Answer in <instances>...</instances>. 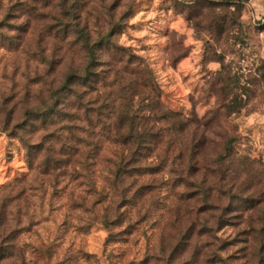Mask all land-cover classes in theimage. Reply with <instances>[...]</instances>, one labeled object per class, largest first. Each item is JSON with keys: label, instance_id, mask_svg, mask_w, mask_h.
<instances>
[{"label": "rangeland", "instance_id": "rangeland-1", "mask_svg": "<svg viewBox=\"0 0 264 264\" xmlns=\"http://www.w3.org/2000/svg\"><path fill=\"white\" fill-rule=\"evenodd\" d=\"M55 1L0 0V264H264V0H74L96 59L69 39L50 67ZM128 109L154 114L145 173L95 193ZM202 180L200 234L180 198Z\"/></svg>", "mask_w": 264, "mask_h": 264}, {"label": "trees", "instance_id": "trees-1", "mask_svg": "<svg viewBox=\"0 0 264 264\" xmlns=\"http://www.w3.org/2000/svg\"><path fill=\"white\" fill-rule=\"evenodd\" d=\"M47 17L49 18L47 31L49 33L48 36L50 38L52 48L51 52H48V55L45 49H42L40 52L45 60L48 59L50 67L63 62L65 58L64 44L69 39L72 40L69 50L73 47L76 48L79 44H82L85 46L86 50L87 47L89 48L88 56L90 58L96 57V52L92 47H90L88 41L91 39V36H89V34H87L85 29L81 26L77 2L74 0H56L55 3H53V7ZM42 41L43 38L40 37L37 45L41 46ZM87 42L88 44L86 45ZM94 63H89L84 76H79V72L75 67H73L71 73L67 77V81H63L60 86L53 89L54 95L61 91H65L66 88L71 89V82H76L75 80L80 77L84 78V81H90L92 70L94 68L92 64ZM154 99H156L158 105H161L159 93L157 95L154 94L153 100ZM131 101H133V99ZM235 104L236 102L233 98L231 101L225 102L224 106L229 113H234ZM151 112L154 116L153 111ZM152 115L146 118L145 121L144 115L136 113V111L129 114L128 109V111L116 115L114 121L110 119L112 124L107 125L106 131L99 132L101 139L111 140L114 145L105 148L102 145L96 147V153H99V159L107 165L106 171L108 177L104 178L105 184L103 182L99 185L98 188H96L95 193L132 192V187H134L138 181L135 179H139L145 173L142 161L147 156L149 149L145 147L143 139L147 136L148 131H153L155 132L154 134L158 133L157 131H154V128H156L155 123L154 125L149 126L148 122L152 120ZM231 154L230 146H228L225 153L219 157V160L222 162ZM191 167L190 172H195L196 169L194 165H191ZM130 179H134L133 182L129 183V181H127ZM194 185H197L199 188L197 193L202 194L194 199V195L192 194L194 192L187 191L181 195L180 199L184 200L186 203L185 212L187 213L186 215L190 217V225L194 226L200 224V234L208 233L212 231V227L208 225V219H202V215L208 211L209 204L203 193H209L211 187L206 185V180L195 182ZM149 190H154L153 185L144 183L135 190V193H141ZM216 222L218 224L221 222V219H217ZM223 226L224 224L220 225V227ZM90 258L91 256L89 254L86 255L87 261H89Z\"/></svg>", "mask_w": 264, "mask_h": 264}, {"label": "clouds", "instance_id": "clouds-1", "mask_svg": "<svg viewBox=\"0 0 264 264\" xmlns=\"http://www.w3.org/2000/svg\"><path fill=\"white\" fill-rule=\"evenodd\" d=\"M253 191H254L257 195H259V194H261V193H264V183H261V184L257 185V187L253 189Z\"/></svg>", "mask_w": 264, "mask_h": 264}]
</instances>
